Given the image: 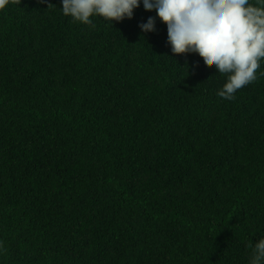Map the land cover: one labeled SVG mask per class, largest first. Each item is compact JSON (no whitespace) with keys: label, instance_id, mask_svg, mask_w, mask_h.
Segmentation results:
<instances>
[{"label":"trees","instance_id":"obj_1","mask_svg":"<svg viewBox=\"0 0 264 264\" xmlns=\"http://www.w3.org/2000/svg\"><path fill=\"white\" fill-rule=\"evenodd\" d=\"M61 7L0 11V264H248L264 76L223 99L158 18L141 30L155 11L92 27Z\"/></svg>","mask_w":264,"mask_h":264},{"label":"clouds","instance_id":"obj_2","mask_svg":"<svg viewBox=\"0 0 264 264\" xmlns=\"http://www.w3.org/2000/svg\"><path fill=\"white\" fill-rule=\"evenodd\" d=\"M21 0H0V11ZM45 2V0H41ZM59 8L73 22L95 27L94 18L112 25L132 19L143 5L155 11L139 25L145 33L156 31V18L167 28L173 54H198L214 66L226 82L217 95L226 100L244 86L264 76V0H61ZM53 6L51 4L48 5ZM248 264H264V236L252 244Z\"/></svg>","mask_w":264,"mask_h":264}]
</instances>
